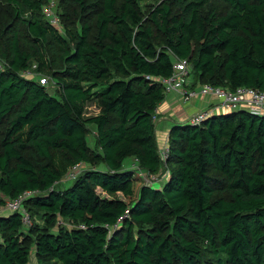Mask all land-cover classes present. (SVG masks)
<instances>
[{
    "label": "trees",
    "instance_id": "1",
    "mask_svg": "<svg viewBox=\"0 0 264 264\" xmlns=\"http://www.w3.org/2000/svg\"><path fill=\"white\" fill-rule=\"evenodd\" d=\"M48 2L0 0V196L31 193L0 264H264V116L172 125L165 165L154 121L176 60L264 92V0H58L56 25Z\"/></svg>",
    "mask_w": 264,
    "mask_h": 264
},
{
    "label": "built area",
    "instance_id": "2",
    "mask_svg": "<svg viewBox=\"0 0 264 264\" xmlns=\"http://www.w3.org/2000/svg\"><path fill=\"white\" fill-rule=\"evenodd\" d=\"M50 2V1H49ZM55 3L51 1L44 9L45 17L49 24L56 25L58 23L57 17L54 14ZM53 9V12H52ZM1 69V66H0ZM172 74L165 79L157 80L164 89L165 94H174L179 98L180 102L187 104L196 98L212 97L216 104L209 105L204 110H198L188 116L183 123L191 126H199L205 122L212 115L220 112H235L239 110L247 111L251 115L264 116V92L245 87H238L234 91H227L219 87H213L208 84L200 85L198 87H191L190 70L188 64L184 60H176L172 66ZM29 75V73H23ZM41 85L47 84L46 78H39ZM158 116L155 114L154 120ZM160 161L165 165L168 158V150L164 148L159 151ZM168 171H166V174ZM166 174L164 173L163 179ZM140 177L145 180V183L150 185L153 181L157 182L159 179L155 176H145L138 173ZM67 179L75 178V173H68ZM65 176V177H66ZM64 177V178H65ZM74 177V178H73ZM31 195L30 192H25L15 199L6 201L5 208L9 212L18 213L20 215L21 223L25 229L31 226V219L29 213L24 208L23 201Z\"/></svg>",
    "mask_w": 264,
    "mask_h": 264
},
{
    "label": "crops",
    "instance_id": "3",
    "mask_svg": "<svg viewBox=\"0 0 264 264\" xmlns=\"http://www.w3.org/2000/svg\"><path fill=\"white\" fill-rule=\"evenodd\" d=\"M170 97L167 99L165 98L164 102H162L157 109V115H159L158 123H160L161 121H170L172 125L181 124L188 115L190 116L198 110L206 109L209 104H216L215 100L212 97L195 99L187 104H183L182 102H180L179 98H177V96L174 94H170ZM194 104L199 105L201 109H196ZM165 116L167 117L166 120ZM158 123L155 124L157 134L159 135V138L164 137L165 139L167 130L171 127V125L159 128Z\"/></svg>",
    "mask_w": 264,
    "mask_h": 264
},
{
    "label": "rangeland",
    "instance_id": "4",
    "mask_svg": "<svg viewBox=\"0 0 264 264\" xmlns=\"http://www.w3.org/2000/svg\"><path fill=\"white\" fill-rule=\"evenodd\" d=\"M50 2L51 1H53L54 3H55V5H54V7L56 6V4H57V2H58V0H49ZM50 2H48V4L50 3ZM150 2V0H146V3H149ZM54 7H53V9H54ZM53 9H52V12H53ZM0 66H2L1 64H0ZM40 78V77H39ZM39 81V80H38ZM50 81V80H49ZM49 92L50 93H54V91L50 88V90H49ZM170 97V94H166L165 95V98L167 99V98H169ZM171 98V97H170ZM196 99H199V98H196ZM209 105H214V104H209ZM208 105V106H209ZM194 106H195V108L197 109V108H199V109H201L200 108V106L199 105H195L194 104ZM208 108V107H207ZM97 113V110H96V108H95V105H89L88 106V108L86 109V116H92V115H95ZM156 114H157V110H156ZM189 116V115H188ZM187 116V117H188ZM158 118H159V115L158 116H156V118H155V124L156 123H158ZM167 119V117L165 116V120ZM160 122V121H159ZM172 126V123L170 122V121H161L160 123H158V127L159 128H161V127H163V126ZM90 138V140H91V145H92V143H93V138L92 137H88V139ZM165 142H166V137H165V139H164V137L163 138H158V147H159V151L160 150H162V149H164V148H166V144H165ZM126 163V162H125ZM128 165H130V168L132 167L133 169H135L136 167L132 164V162H127L126 163V166H128ZM71 174H73V173H75L74 171H72V172H70ZM137 173H139V172H137ZM75 176H76V173H75ZM74 178V177H73ZM71 178H69V179H67V176L63 179V181H64V183H62V185L59 187V188H61V187H63V188H66V187H69L70 185H71V181L73 180H70ZM162 184V183H161ZM154 188H157V187H159V184L158 183H154L153 185H152ZM97 193H98V195L99 196H103V193H101L99 190L97 191ZM1 198H0V200H2L3 201V206L2 207H0V211L1 212H3V211H8V210H6V208H5V204H6V201L7 200H9V199H7V198H4V197H2V196H0ZM119 197H121V195H119ZM41 222H39V224H40ZM65 225H68V224H65ZM30 264H34V256L32 255L31 256V258H30Z\"/></svg>",
    "mask_w": 264,
    "mask_h": 264
},
{
    "label": "water",
    "instance_id": "5",
    "mask_svg": "<svg viewBox=\"0 0 264 264\" xmlns=\"http://www.w3.org/2000/svg\"><path fill=\"white\" fill-rule=\"evenodd\" d=\"M167 146V145H166Z\"/></svg>",
    "mask_w": 264,
    "mask_h": 264
}]
</instances>
